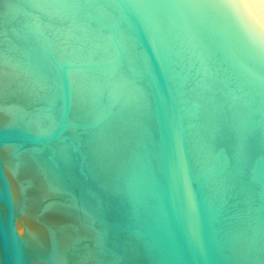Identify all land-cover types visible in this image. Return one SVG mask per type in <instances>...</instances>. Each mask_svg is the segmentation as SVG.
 <instances>
[{"label":"water","instance_id":"obj_1","mask_svg":"<svg viewBox=\"0 0 264 264\" xmlns=\"http://www.w3.org/2000/svg\"><path fill=\"white\" fill-rule=\"evenodd\" d=\"M0 264H264V40L226 0H0Z\"/></svg>","mask_w":264,"mask_h":264},{"label":"snow or ice","instance_id":"obj_2","mask_svg":"<svg viewBox=\"0 0 264 264\" xmlns=\"http://www.w3.org/2000/svg\"><path fill=\"white\" fill-rule=\"evenodd\" d=\"M236 16L242 21L249 34L255 39L264 40V23L257 24L255 20L246 11L245 5L241 0H226Z\"/></svg>","mask_w":264,"mask_h":264}]
</instances>
